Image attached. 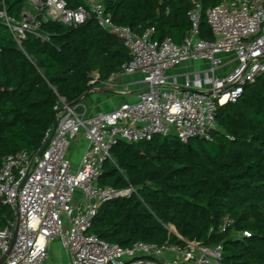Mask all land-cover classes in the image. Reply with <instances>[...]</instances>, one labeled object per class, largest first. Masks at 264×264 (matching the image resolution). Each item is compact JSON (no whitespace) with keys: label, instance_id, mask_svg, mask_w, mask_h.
Instances as JSON below:
<instances>
[{"label":"trees","instance_id":"obj_1","mask_svg":"<svg viewBox=\"0 0 264 264\" xmlns=\"http://www.w3.org/2000/svg\"><path fill=\"white\" fill-rule=\"evenodd\" d=\"M199 1L200 37L214 40L208 13L223 0ZM65 2L70 10L87 6L86 0ZM104 4L117 25L138 34L155 28L156 41L181 44L192 28L194 0ZM27 5L28 0H0V11L21 20ZM39 19L40 37L27 33L20 44L0 18V170L9 155L38 154L57 108L82 99L92 89L91 75L107 82L131 60L123 42L93 17L73 26ZM217 122L211 141L183 143L169 136L118 143L100 185L132 186L140 196L104 203L91 233L123 248L138 242L223 244L225 264H264V74L236 103L219 108ZM225 219L232 224L222 232ZM7 220L13 212L0 203V227Z\"/></svg>","mask_w":264,"mask_h":264},{"label":"built area","instance_id":"obj_2","mask_svg":"<svg viewBox=\"0 0 264 264\" xmlns=\"http://www.w3.org/2000/svg\"><path fill=\"white\" fill-rule=\"evenodd\" d=\"M194 1L189 12L192 28L181 44L169 38L154 40L155 28L138 34L117 25L106 13L104 0H86L87 6L76 10L68 9L65 0H28L39 14L24 11L21 20L0 11V18L20 44L27 33L40 37V15L43 21L67 26L95 18L103 30L123 42L131 56L113 77L140 73L145 84L134 101L97 114L90 115L81 100L73 104L63 101L57 108L64 110L57 116L55 135L41 158L23 150L4 159L0 203L11 209L15 220L0 227V259L9 251L18 228L5 264H49L48 244L57 238L71 264H225L223 244L138 242L123 248L91 233L104 203L140 196L139 189L132 186L100 185L104 164L114 162L112 150L118 143L139 144L169 136L183 143L211 141L218 128L219 108L236 103L245 88L264 74V0H223L211 9L208 24L214 40L200 37L202 7L199 0ZM187 62H206L210 69L194 81L187 78L180 84L177 78L171 79L168 71ZM220 69L225 73L219 76ZM107 82L95 73L89 85L94 89ZM53 130L46 134L43 145ZM81 139L87 146L75 166L68 155L72 142ZM231 224L225 219L221 231Z\"/></svg>","mask_w":264,"mask_h":264},{"label":"crops","instance_id":"obj_3","mask_svg":"<svg viewBox=\"0 0 264 264\" xmlns=\"http://www.w3.org/2000/svg\"><path fill=\"white\" fill-rule=\"evenodd\" d=\"M209 69L210 65L206 62H187L170 69L168 75L171 79L177 78V81L182 84L187 78L194 81L199 73L206 72ZM217 73L220 76L225 71L220 69ZM108 84H117L118 88H112ZM125 87H128L129 92H124ZM144 89L145 84L143 83V76L140 73L118 75L109 80L107 84H100L90 90L81 101L87 106L89 114L92 115L119 108L129 100H135V94ZM112 95H116V97H112ZM48 245L49 264H71L68 252L59 238L51 240Z\"/></svg>","mask_w":264,"mask_h":264},{"label":"rangeland","instance_id":"obj_4","mask_svg":"<svg viewBox=\"0 0 264 264\" xmlns=\"http://www.w3.org/2000/svg\"><path fill=\"white\" fill-rule=\"evenodd\" d=\"M24 11H30L31 13H33L35 15H38L39 14V11L35 10L29 4L27 5V7H26V9ZM127 92H129V91H127ZM120 93H122V91H120ZM112 97H116V95L115 96L112 95ZM119 97H121V96H119ZM132 101H134V100H129L128 102H132ZM86 146H87L86 145V142L83 139H81V141L75 140V141L72 142V145H71V148H70V151H69V155L68 156L73 161V164L75 166L80 162V160H81V158L83 156V153H84V151L86 149ZM13 219L15 220V217L14 216H13Z\"/></svg>","mask_w":264,"mask_h":264},{"label":"water","instance_id":"obj_5","mask_svg":"<svg viewBox=\"0 0 264 264\" xmlns=\"http://www.w3.org/2000/svg\"><path fill=\"white\" fill-rule=\"evenodd\" d=\"M80 100H81V99H80ZM80 100H79V101H80ZM79 101H77V102H79ZM72 104H73V103H72ZM72 104H71V105H72ZM63 110H64V109H60V110H58V111H57V116H58V114L61 113ZM57 116H56V119H55V122H54V130H53V132H52V134H51V137H50L49 140H48V141L42 146L41 150L38 152V154H37V157H38V158H41V157H42L43 153L45 152V150L47 149L48 145L50 144L52 138H53L54 135H55V129H56V126H57ZM17 231H18V228L16 227V229H15V231H14V237H13V240H12V243H11V246H10V249H9V251L7 252V254H5V255H3V256L1 257V259H0V264H5V263H6V261H7V259H8V256L10 255L11 250H12V248H13V246H14V243H15V240H16V236H17Z\"/></svg>","mask_w":264,"mask_h":264}]
</instances>
